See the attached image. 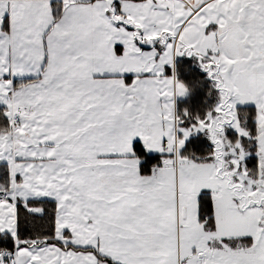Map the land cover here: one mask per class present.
<instances>
[{
    "label": "snow or ice",
    "instance_id": "snow-or-ice-1",
    "mask_svg": "<svg viewBox=\"0 0 264 264\" xmlns=\"http://www.w3.org/2000/svg\"><path fill=\"white\" fill-rule=\"evenodd\" d=\"M0 264H264V0H0Z\"/></svg>",
    "mask_w": 264,
    "mask_h": 264
}]
</instances>
